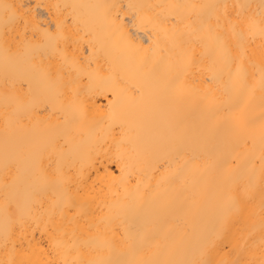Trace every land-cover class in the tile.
Instances as JSON below:
<instances>
[{
  "label": "bare ground",
  "instance_id": "1",
  "mask_svg": "<svg viewBox=\"0 0 264 264\" xmlns=\"http://www.w3.org/2000/svg\"><path fill=\"white\" fill-rule=\"evenodd\" d=\"M0 264H264V0H0Z\"/></svg>",
  "mask_w": 264,
  "mask_h": 264
}]
</instances>
